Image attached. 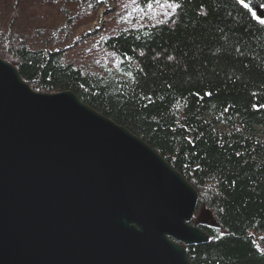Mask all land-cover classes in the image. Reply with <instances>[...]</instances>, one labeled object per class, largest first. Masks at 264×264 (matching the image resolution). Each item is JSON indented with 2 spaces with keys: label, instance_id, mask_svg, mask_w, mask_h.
Masks as SVG:
<instances>
[{
  "label": "trees",
  "instance_id": "16d2710c",
  "mask_svg": "<svg viewBox=\"0 0 264 264\" xmlns=\"http://www.w3.org/2000/svg\"><path fill=\"white\" fill-rule=\"evenodd\" d=\"M250 2L264 11V0H137L172 12L99 41L116 71L75 67L62 47L5 42L33 91L72 93L192 186L214 226L194 218L209 241L186 248L190 264H264V20Z\"/></svg>",
  "mask_w": 264,
  "mask_h": 264
},
{
  "label": "water",
  "instance_id": "95a60500",
  "mask_svg": "<svg viewBox=\"0 0 264 264\" xmlns=\"http://www.w3.org/2000/svg\"><path fill=\"white\" fill-rule=\"evenodd\" d=\"M198 210L141 140L0 59V264H190L186 248L209 241L191 225Z\"/></svg>",
  "mask_w": 264,
  "mask_h": 264
},
{
  "label": "rangeland",
  "instance_id": "374dc122",
  "mask_svg": "<svg viewBox=\"0 0 264 264\" xmlns=\"http://www.w3.org/2000/svg\"><path fill=\"white\" fill-rule=\"evenodd\" d=\"M138 7L137 0H0V29L7 35L0 42V59L16 64L7 47H62L64 61L75 67L116 71L118 60L99 41L119 29L165 21L172 12L163 5Z\"/></svg>",
  "mask_w": 264,
  "mask_h": 264
},
{
  "label": "snow or ice",
  "instance_id": "6c2138e0",
  "mask_svg": "<svg viewBox=\"0 0 264 264\" xmlns=\"http://www.w3.org/2000/svg\"><path fill=\"white\" fill-rule=\"evenodd\" d=\"M172 7L175 9V8L179 7V5L174 4V5H172ZM170 59H171V57H170Z\"/></svg>",
  "mask_w": 264,
  "mask_h": 264
}]
</instances>
